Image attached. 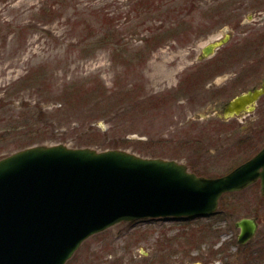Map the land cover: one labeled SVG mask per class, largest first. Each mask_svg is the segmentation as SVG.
<instances>
[{
    "label": "rangeland",
    "instance_id": "374dc122",
    "mask_svg": "<svg viewBox=\"0 0 264 264\" xmlns=\"http://www.w3.org/2000/svg\"><path fill=\"white\" fill-rule=\"evenodd\" d=\"M253 4L0 0V159L64 145L226 175L264 145L263 110L240 130L217 120L239 89L207 107L227 77H256L243 90L264 77L263 51L247 33L256 26ZM211 46L213 58L200 59ZM204 71L215 80L201 81ZM254 217L264 232V198L249 188L225 195L209 217L118 223L85 240L66 264H264L262 253L248 254L262 249L264 236L236 250L235 223Z\"/></svg>",
    "mask_w": 264,
    "mask_h": 264
},
{
    "label": "water",
    "instance_id": "95a60500",
    "mask_svg": "<svg viewBox=\"0 0 264 264\" xmlns=\"http://www.w3.org/2000/svg\"><path fill=\"white\" fill-rule=\"evenodd\" d=\"M264 94L230 103L240 113ZM261 181L264 148L226 175L190 173L174 160L123 150L38 145L0 159V264H66L85 240L121 222L205 218L221 198ZM239 244L254 238V218L236 222Z\"/></svg>",
    "mask_w": 264,
    "mask_h": 264
},
{
    "label": "flooded vegetation",
    "instance_id": "af4514ba",
    "mask_svg": "<svg viewBox=\"0 0 264 264\" xmlns=\"http://www.w3.org/2000/svg\"><path fill=\"white\" fill-rule=\"evenodd\" d=\"M253 3H254L253 5L255 7H254V9L252 11V16H250L249 18H252V17L255 18L254 21L256 23V26L255 27H251V30H249L247 33H250V32L253 31V34H252L253 35L252 44L255 45V47L257 48V50L263 51V54H264V0H253ZM242 32L244 33V29L242 30ZM214 47L215 46H211V47H208V48L204 49V51H203L202 56L200 57V59H202V60L203 59H205V60L212 59L213 56L212 57H209V56L213 53ZM262 48H263V50H262ZM220 60H223V59H220ZM211 74L212 73H210V72L204 71V74H202V75H204V76H202L203 78L202 77L200 78L201 81L203 79L208 78L209 76H210V78H209L210 80H212V81L215 80L216 77H211L212 76ZM229 78L227 77V79L225 81L226 82L225 83L226 85L221 86V88L219 89V91H215V93L212 92L211 98H209V102L207 103V105H208L207 107H208L209 110H211V107L215 104V102H217L215 100L218 99V98H221L222 95L225 92L228 95L229 92L230 93H234L235 91H237L239 89L240 90L239 93H237V94L234 93V95L231 96L230 99L227 102H225L221 108L219 107L220 110H221V114L218 115L217 120H218L219 124H221L222 127H224L225 125H229L228 127H230V128L235 127V128H238L240 130L241 128H246V127L251 126V125H249V123L251 121H248L247 122V119L251 115H253L256 111L257 112L259 110L260 111L261 110L264 111V94L262 96H260L255 102L251 103L250 105H247L245 107V109L241 110V112L238 113V114L237 113H231V112H229V110H230V107H229L230 106V103L233 102L236 98H239L242 95H245V94H248L250 92H253L256 89L264 90V77L257 84H254L253 86H249L245 90H243L244 85H247V83L251 82L256 77H249L248 76V78H246V77H241V76L240 77H237L236 76L235 78H230V79ZM190 83H192V85H195L196 84L195 81H192V80L190 81ZM214 85L216 86V83L215 82H214ZM219 108L216 109V111H215L216 114H217ZM251 123L253 124V119H252V122ZM262 148H264V145L261 148H259L260 150H258L256 152V154H254L252 157L256 156L262 150ZM186 166L188 167V170L190 171V173L191 172L192 173H195V172H193V170H191V168L188 165H186ZM195 174H197V173H195ZM249 188H253V189L254 188H258V189H260V192H261V181L258 180L257 182H255L251 186H249L247 189H249ZM261 196H262V198H264V196L262 194H261ZM254 220L256 221V224H257V231H256V234H255L254 238H252L251 240L247 241L244 244H239L238 243L239 242V235H238V239H237V242H236L237 243L236 250H237L238 254L239 253H242V251H240V250H245L250 243H252L253 241H255L256 238H259V237H263L264 236V232H261V233L258 232L260 230V227H261V220H260V218L254 217ZM235 227H236V225H235ZM237 229L239 230V234H240L241 229H239V228H237ZM223 251L224 250L222 248L221 249V252H223ZM259 252L262 253V255ZM223 253L226 254L227 252L225 251ZM248 254H250V255L251 254H254V255L257 254L259 256L261 255V258L260 257H257L259 259V261H260L259 263H263L264 262V246L262 247L261 250L257 249V252L254 251V252H251V253H248Z\"/></svg>",
    "mask_w": 264,
    "mask_h": 264
}]
</instances>
